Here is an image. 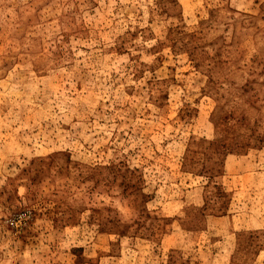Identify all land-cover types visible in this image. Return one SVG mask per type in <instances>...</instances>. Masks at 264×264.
<instances>
[{
    "label": "rangeland",
    "instance_id": "374dc122",
    "mask_svg": "<svg viewBox=\"0 0 264 264\" xmlns=\"http://www.w3.org/2000/svg\"><path fill=\"white\" fill-rule=\"evenodd\" d=\"M0 264H264V0H0Z\"/></svg>",
    "mask_w": 264,
    "mask_h": 264
},
{
    "label": "crops",
    "instance_id": "0c3cea01",
    "mask_svg": "<svg viewBox=\"0 0 264 264\" xmlns=\"http://www.w3.org/2000/svg\"><path fill=\"white\" fill-rule=\"evenodd\" d=\"M230 218H232V217L230 216Z\"/></svg>",
    "mask_w": 264,
    "mask_h": 264
}]
</instances>
